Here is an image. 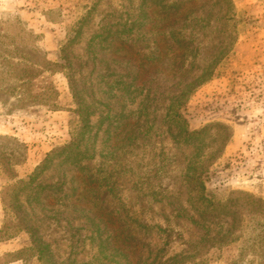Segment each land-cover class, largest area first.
<instances>
[{
  "label": "rangeland",
  "instance_id": "rangeland-1",
  "mask_svg": "<svg viewBox=\"0 0 264 264\" xmlns=\"http://www.w3.org/2000/svg\"><path fill=\"white\" fill-rule=\"evenodd\" d=\"M171 1L0 0V222L26 216L0 242V264H174L186 247L217 243L203 264H264V244L252 255L239 240L199 242L215 216L187 192L193 166L206 168L199 178L215 198L264 201V0H231L236 21L223 29L182 25L195 50L186 61L166 49L181 32L160 16ZM230 37L207 79L191 84L215 60L206 48ZM181 90V119L165 117ZM138 115L133 139L123 125ZM39 168L25 190L9 188Z\"/></svg>",
  "mask_w": 264,
  "mask_h": 264
},
{
  "label": "trees",
  "instance_id": "trees-1",
  "mask_svg": "<svg viewBox=\"0 0 264 264\" xmlns=\"http://www.w3.org/2000/svg\"><path fill=\"white\" fill-rule=\"evenodd\" d=\"M234 9L232 6L231 0H172L170 4H168V11H164L163 15H160L161 18L165 20H170L173 24L179 25V28L181 32L175 36V41L173 40V47L166 49H172V51H175L178 53V55L181 57V61H186L185 56L187 53L191 52L194 53V49H192V45L190 44V40H187V34L183 32V28L187 26L190 23H196V22H202L204 26H215L216 24H220L221 29L225 28L230 20L236 21V18L233 13ZM227 30V33H232V36L234 35L233 30L226 27L225 31ZM235 40V37L231 39H228V42L223 43L222 46H218V48H214V46L210 48H206L207 51H213L216 52L215 60L212 62H207L203 66V73L200 74V76L196 77L195 79L190 82L191 84L196 85L197 83H201L204 80L207 79L209 72L213 65H215L222 57L226 55L231 50V46ZM206 45V44H205ZM204 45V47H205ZM190 47V49H188ZM204 49V48H203ZM144 87V86H143ZM141 91L142 88H140ZM146 92L149 91V88L147 87L145 89ZM55 93V92H54ZM184 90H181V92L178 94V96L166 107L165 111V117L166 116H172L173 118H180L181 116L178 112H175V108L179 106L181 97L183 96ZM44 93L40 96V103L44 105H53L51 104V101L44 100ZM147 109L146 103L142 104V102L139 103L138 107L135 109V112L137 114L142 113ZM130 112V111H129ZM126 117H128L126 115ZM144 120H141L140 115L136 117L133 121H127L123 126L130 125L129 128V134L130 137L138 138L137 134H134L135 131H138V133L144 128ZM185 133H187L185 131ZM188 134H191L190 132ZM48 159V155L45 157L44 161ZM206 168H200L197 169V167L190 166L188 168V173L191 176L189 181H193L192 185H197V188H187V192L190 193H196L195 197H191L194 204L198 206V208L201 211V214L204 218L210 219L212 216H215L214 221L211 220V222H214L217 225V228H205V234L202 238V236L198 239L199 242L202 240H208L213 243H216L220 239H225L226 241L224 243H232L234 244L236 241H240L241 247L239 249H247L249 252L254 255L257 253L258 249L254 248V246H257L258 248L261 247L262 244H264V227H262V223L254 217H257L256 215L264 216V201L259 198L255 197L249 193L245 192H235L236 194H239V196H229L225 200L223 198H215L212 194V190L206 188L205 182L199 178V171H204ZM40 172V168L37 169L36 172L29 175L27 179L20 178L15 181L13 185H11L9 188L14 189L16 187H21L23 190H25V187L28 186L35 177L38 176ZM22 190V191H23ZM6 189L3 190L1 193V199L3 200L2 196L4 195ZM85 191H88L87 189ZM241 196V197H240ZM42 199V198H41ZM190 199V198H189ZM243 203V207L247 211V216L249 217V221H245V219L242 218L243 214L240 216L239 210L242 209L241 204L238 202ZM21 206V205H20ZM65 208H68L70 211L73 210L71 206L64 205ZM31 210L34 209L33 206L30 207ZM41 209H45L44 206L40 207ZM219 211H223L224 213L221 214L222 216H230L233 215L232 218L222 220L219 218L220 213ZM232 212V214H230ZM20 217V216H19ZM17 217V223L13 224L8 222L5 218H3L0 222V242L9 240L17 235V232L21 230L20 228V222L26 221V216H22L21 218ZM15 220V217H14ZM223 222V224H222ZM249 227V230L246 234H244V229ZM26 229V228H25ZM29 229V228H28ZM31 231V230H30ZM211 234V235H210ZM112 238H116V232L111 233ZM221 243L217 244H211V248L207 250V252H202V246L197 249V251L190 250V254H188L189 248L186 247L183 249V253H180L177 255V260L173 262L174 264H203L204 261L202 260L206 254H208L212 249H219ZM29 247L23 246L21 250L16 252L15 254H20L24 250H28ZM39 251H41L43 248H37ZM45 249V248H44ZM43 249V250H44ZM118 251H121L118 249ZM123 253V252H120ZM104 255L107 257H110L113 259V257L116 254H110L104 252ZM119 255V254H117ZM116 255V256H117ZM40 260L42 259L41 256H39ZM189 262H185L184 259H188ZM110 260L113 261V260ZM248 264H261L258 262H253V260L249 259L247 260ZM108 261H105V259L100 260L99 258H96L94 264H108ZM148 264H154L153 262H149Z\"/></svg>",
  "mask_w": 264,
  "mask_h": 264
}]
</instances>
